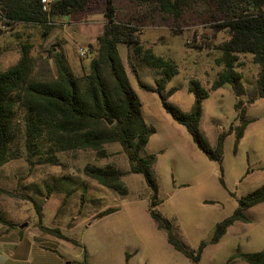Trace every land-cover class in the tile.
I'll list each match as a JSON object with an SVG mask.
<instances>
[{"label":"rangeland","instance_id":"1","mask_svg":"<svg viewBox=\"0 0 264 264\" xmlns=\"http://www.w3.org/2000/svg\"><path fill=\"white\" fill-rule=\"evenodd\" d=\"M104 1L99 0L93 8L71 20L87 25L93 16L99 20L102 15L106 18ZM116 2L118 16L126 18L134 13L136 4L132 0ZM206 8H188L178 20L157 15L138 27L144 50L152 49L178 66L179 73L168 83L166 93L177 89L169 102L185 112L190 111L195 102V96L188 89L189 81L195 78L206 89L211 88L222 70L217 64L222 55L219 48L230 38L227 30L201 16ZM136 10L143 12L145 8L137 6ZM61 19L51 23L54 26L47 36H44L47 30L42 25L2 28L6 31L0 38V69L4 71L18 63L23 45H32V57H47L50 49L59 46L55 32L63 28ZM74 25L68 31L76 34L83 25ZM79 41L74 43L76 53L73 51L68 56L75 74L83 75L89 71L96 52L89 50L87 57L81 58L78 48L86 44ZM119 49L130 84L141 101L144 120L156 129L142 153L143 156H157L154 174L161 203L156 210L173 223L182 241L197 251L202 241L211 240L216 225L233 215L239 200L264 184V99L247 106L246 118L251 123L239 141L236 128L240 124V112L235 108L237 98L231 86L226 84L204 100L200 126L212 146L217 144L221 133L234 128L225 142L222 173L221 165L211 161L194 143L186 127L166 111L160 95L139 87L129 67L128 46L122 44ZM131 51L141 79L154 86L159 74L146 67ZM238 70L246 88L257 86L260 68L252 62L251 56H241ZM248 99V96L243 98L244 101ZM17 121L15 158L0 169V189L6 191H0V209L18 227L31 232L28 236L34 245L37 243L33 235L42 233L41 225L59 228L82 245L78 247L45 235L53 241L50 251L37 246L34 253L49 255L52 262L49 264H69L72 260L82 264H193L168 243L166 233L159 230L152 219V192L143 175H126L123 182L128 195L122 196L84 174L87 165L129 172V159L119 143L106 145L104 155L100 156L93 150L57 151L45 139L37 147L36 163L31 170L20 111ZM44 159L56 161V164L44 162ZM220 178L224 179L226 188L221 185ZM109 208L118 211L99 218V214ZM246 215L250 222H236L219 243L208 245L200 264H227L234 256L264 250V203L246 211ZM84 248L88 251L87 258ZM127 253L133 255L128 262ZM4 264L17 263L9 258ZM231 264L247 263L236 258Z\"/></svg>","mask_w":264,"mask_h":264},{"label":"trees","instance_id":"2","mask_svg":"<svg viewBox=\"0 0 264 264\" xmlns=\"http://www.w3.org/2000/svg\"><path fill=\"white\" fill-rule=\"evenodd\" d=\"M98 1L58 0L50 12H45L41 0H0V38L6 31L2 28L14 29L21 24L42 25L47 30L44 36H47L54 26L51 23L56 19L80 16ZM116 1H104L107 22L96 43L89 45V50H95L96 56L91 61L89 71L83 75L75 74L64 51L58 48L60 45L56 47L57 50L55 47L50 49L47 57L37 58L31 56L32 45H23L18 63L4 71L0 69V169L15 158L13 145L19 111L23 113L26 157L31 170L36 163L37 147L45 139L57 151L93 150L100 156L104 155L106 145L119 143L129 159V172L87 165L84 174L122 196L128 195L123 178L129 174L143 175L152 192L150 215L158 229L166 233L168 243L175 250L193 264H200L208 245L219 243L236 222H250L246 211L264 203V184L241 198L233 215L218 223L211 240L202 241L197 251L185 244L173 223L156 210L161 203L159 184L154 174L157 156L142 155L156 129L144 120L141 101L130 84L119 47L122 44L128 46L129 67L139 87L160 95L166 111L178 124L186 127L194 143L211 161L221 165L223 173L225 142L234 128L221 133L217 144L212 146L201 131L203 102L211 92L229 84L237 98L235 108L240 112L236 137L238 141L243 139L251 123L246 118L247 106L264 99V0H132L136 4L135 10L126 18L118 16ZM137 6L144 7L145 11L136 10ZM198 7H207L201 16H206L207 21L216 22L220 29L227 30L230 38L219 48L222 55L217 59V64L222 66V70L211 88L206 89L195 78L189 81L188 89L195 96V102L192 109L185 112L169 102L177 89L166 93L168 83L179 73L178 66L152 49L144 50L138 27L154 20L157 15L182 19L186 9ZM131 49L146 67L159 74L154 86L141 79ZM241 56H251L252 62L260 68L255 88L248 89L243 83L242 73L238 70ZM246 96L249 99L244 101ZM109 121L113 124L110 125ZM44 162L56 164V161L49 159H44ZM220 183L226 188L223 178H220ZM117 211L116 208L106 209L99 214V218ZM38 212L41 213L40 209ZM0 224L10 228L14 226L1 213ZM40 230L82 247L59 228L41 225ZM84 252L87 258L86 248ZM132 256L127 253L126 261ZM236 258L247 264H264V250L234 256L227 264Z\"/></svg>","mask_w":264,"mask_h":264},{"label":"crops","instance_id":"3","mask_svg":"<svg viewBox=\"0 0 264 264\" xmlns=\"http://www.w3.org/2000/svg\"><path fill=\"white\" fill-rule=\"evenodd\" d=\"M92 17V16H91ZM62 18V19H61ZM61 23L63 28L59 30V32H55V36L59 42V49H62L71 65L69 53L74 54L76 53V48H74V43L82 42L86 44L85 46L80 47H87L89 48L90 44H95L97 38L103 33L105 23L107 22L104 15H102L101 20L97 19L96 16H93L90 23L86 24H79L71 20V17H61ZM74 24L83 25L79 29H77L76 34L72 31H68L69 27L75 26ZM79 47V48H80ZM78 48V49H79ZM55 50L56 47L54 48ZM120 50V49H119ZM121 51V50H120ZM129 52V49L126 50ZM121 54V53H120ZM122 59L123 56L121 55ZM124 61V59H123ZM261 100V99H259ZM257 100L256 103L259 101ZM253 104L254 105H256ZM0 213L4 215V217L9 220L14 226L9 227L6 225L0 224V249L5 251L3 254L0 250V264H4V262L9 259L13 258L15 263L17 264H49L52 263L50 256L43 253H34L35 247H39L40 249L49 252L50 245H53V241L48 240L44 232L40 234H34L33 238L37 243L34 245L29 238L28 230L24 231L22 227H18L19 225L13 222L11 219L7 218L6 212L0 209ZM69 264H82L80 261L72 260Z\"/></svg>","mask_w":264,"mask_h":264},{"label":"built area","instance_id":"4","mask_svg":"<svg viewBox=\"0 0 264 264\" xmlns=\"http://www.w3.org/2000/svg\"><path fill=\"white\" fill-rule=\"evenodd\" d=\"M58 0H41L42 6H43V10L45 12H50L52 5L57 2ZM78 53L81 56V58H86L87 55L89 54V48L87 47H80L78 49Z\"/></svg>","mask_w":264,"mask_h":264},{"label":"water","instance_id":"5","mask_svg":"<svg viewBox=\"0 0 264 264\" xmlns=\"http://www.w3.org/2000/svg\"><path fill=\"white\" fill-rule=\"evenodd\" d=\"M109 124H110V125H112V124H113V122H112V121H109ZM22 228H24V227H22Z\"/></svg>","mask_w":264,"mask_h":264}]
</instances>
